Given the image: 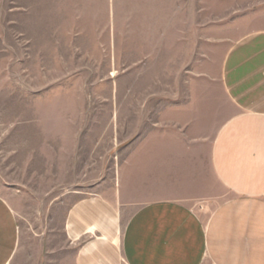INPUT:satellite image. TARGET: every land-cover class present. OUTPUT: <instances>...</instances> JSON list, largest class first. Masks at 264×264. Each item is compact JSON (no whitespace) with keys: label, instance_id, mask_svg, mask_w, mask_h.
<instances>
[{"label":"crops","instance_id":"crops-1","mask_svg":"<svg viewBox=\"0 0 264 264\" xmlns=\"http://www.w3.org/2000/svg\"><path fill=\"white\" fill-rule=\"evenodd\" d=\"M73 2L57 5L65 11ZM99 4L108 10L107 0ZM115 38L112 29V198L71 201L54 248L43 233L25 244L0 196V264H264V28L239 36L224 54L220 85L235 113L220 123L198 84L169 80L154 42L142 59L140 92L142 60L132 59L129 45L121 64Z\"/></svg>","mask_w":264,"mask_h":264},{"label":"rangeland","instance_id":"rangeland-1","mask_svg":"<svg viewBox=\"0 0 264 264\" xmlns=\"http://www.w3.org/2000/svg\"><path fill=\"white\" fill-rule=\"evenodd\" d=\"M57 1L0 0V196L25 244L43 233L54 248L71 201L112 198V29L120 62L129 45L138 62L154 42L169 80L198 84L220 123L235 113L220 85L224 54L264 28L256 15L264 0H160V11L159 0H107V11L99 0H73L65 11ZM144 66H135L140 92Z\"/></svg>","mask_w":264,"mask_h":264}]
</instances>
